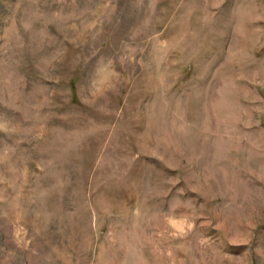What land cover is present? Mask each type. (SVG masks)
I'll list each match as a JSON object with an SVG mask.
<instances>
[{
    "label": "rangeland",
    "instance_id": "rangeland-1",
    "mask_svg": "<svg viewBox=\"0 0 264 264\" xmlns=\"http://www.w3.org/2000/svg\"><path fill=\"white\" fill-rule=\"evenodd\" d=\"M0 264H264V0H0Z\"/></svg>",
    "mask_w": 264,
    "mask_h": 264
}]
</instances>
